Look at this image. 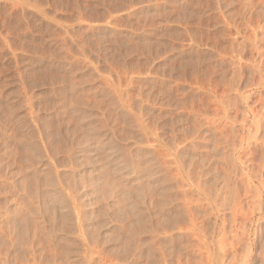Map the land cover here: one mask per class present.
<instances>
[{"label": "rangeland", "instance_id": "374dc122", "mask_svg": "<svg viewBox=\"0 0 264 264\" xmlns=\"http://www.w3.org/2000/svg\"><path fill=\"white\" fill-rule=\"evenodd\" d=\"M0 264H264V0H0Z\"/></svg>", "mask_w": 264, "mask_h": 264}]
</instances>
